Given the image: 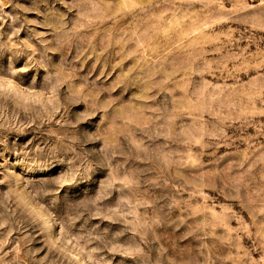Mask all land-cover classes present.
Segmentation results:
<instances>
[{
  "label": "rangeland",
  "instance_id": "1",
  "mask_svg": "<svg viewBox=\"0 0 264 264\" xmlns=\"http://www.w3.org/2000/svg\"><path fill=\"white\" fill-rule=\"evenodd\" d=\"M0 264H264V0H0Z\"/></svg>",
  "mask_w": 264,
  "mask_h": 264
}]
</instances>
